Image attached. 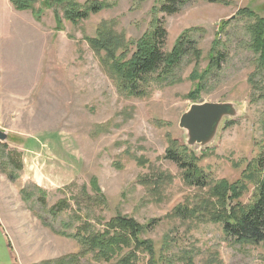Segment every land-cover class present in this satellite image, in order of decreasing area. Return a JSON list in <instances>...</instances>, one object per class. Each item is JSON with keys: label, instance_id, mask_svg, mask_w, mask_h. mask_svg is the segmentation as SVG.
I'll use <instances>...</instances> for the list:
<instances>
[{"label": "rangeland", "instance_id": "obj_1", "mask_svg": "<svg viewBox=\"0 0 264 264\" xmlns=\"http://www.w3.org/2000/svg\"><path fill=\"white\" fill-rule=\"evenodd\" d=\"M67 1L109 6L71 23ZM163 2L38 0L17 11L0 0V264H114L120 255L133 264H186L188 256L192 264H264V240L237 242L208 221L206 207L220 181L247 185L244 206L264 182V68L249 47L256 18L238 15L264 18V0H173L172 14L159 12ZM99 25L131 42L157 27L162 53L181 37L188 43L170 75L152 73L142 94L128 96L87 41ZM212 58L218 66L208 71ZM205 102L233 103L237 114L208 148H192L179 119ZM170 141L194 153L204 186L185 183L166 157ZM247 166L258 170L256 184L243 178ZM117 217L142 227L153 257L133 243L110 261L80 255L81 224L102 232Z\"/></svg>", "mask_w": 264, "mask_h": 264}, {"label": "trees", "instance_id": "obj_2", "mask_svg": "<svg viewBox=\"0 0 264 264\" xmlns=\"http://www.w3.org/2000/svg\"><path fill=\"white\" fill-rule=\"evenodd\" d=\"M13 8L17 11L32 10V5L38 0H9ZM52 1V0H51ZM61 2L62 0H58ZM173 0H164L159 8V12L174 13ZM106 3L86 2L84 7H79L76 3L67 1L64 17L71 23L86 18L89 14L97 13L108 8ZM238 15L255 17V23L250 27L251 51L258 56V65L264 68V18L256 15L247 9H242ZM161 30L157 27L152 33L146 34L136 42L126 41L122 35L112 31H107L104 26L99 25L96 37L87 39L89 45L96 51H103L110 61V72L120 93L132 96L142 94L141 87L144 81L152 73H157V79H165L171 74L185 53L188 40L181 37L168 53H162L159 48V37ZM195 58H199V52L192 48ZM218 66V58H212L208 65V71ZM138 90V92H137ZM202 87L196 86L194 91L187 97L195 100L199 97ZM185 146H177V143L170 141V147L166 151V157L175 162L183 169V179L188 185L199 184L204 186V174L196 167L194 153L188 152ZM138 162H143L138 159ZM144 164V163H143ZM247 166L242 174L249 183L256 184V174L258 170H251ZM247 185L226 181H220L211 188L212 196H216L215 203L206 202V207L211 210L208 221L221 223L223 232L227 236L235 237L237 242L255 243L264 240L262 228L264 226V182L257 181V192L253 196L252 204L244 206L240 203V198ZM232 205L227 207V203ZM185 209L178 207L175 215L179 216ZM142 227L131 218L117 217L110 221L102 232H91L87 223H82L77 229L74 237L81 245L80 255L91 254L95 259L110 261L116 252L134 244L136 249L143 246L147 253L153 257L154 247L152 242L141 239ZM71 259L76 258L71 256ZM186 264H192L191 258L185 257ZM60 264L61 261H59ZM114 264H133L131 255H124L118 258ZM150 264H154L151 263Z\"/></svg>", "mask_w": 264, "mask_h": 264}, {"label": "water", "instance_id": "obj_3", "mask_svg": "<svg viewBox=\"0 0 264 264\" xmlns=\"http://www.w3.org/2000/svg\"><path fill=\"white\" fill-rule=\"evenodd\" d=\"M236 114L237 108L233 103L192 104L181 115L178 126L185 131L187 146L206 149L216 140L221 124ZM0 140H6L4 133L0 132Z\"/></svg>", "mask_w": 264, "mask_h": 264}]
</instances>
